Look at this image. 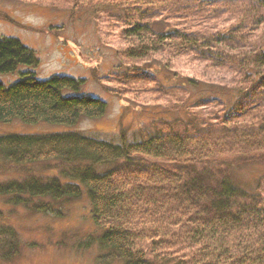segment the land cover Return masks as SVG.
<instances>
[{"label": "trees", "instance_id": "trees-1", "mask_svg": "<svg viewBox=\"0 0 264 264\" xmlns=\"http://www.w3.org/2000/svg\"><path fill=\"white\" fill-rule=\"evenodd\" d=\"M71 1L73 8L94 5L121 26L124 78L165 75L144 65L168 54L192 57L228 87L177 76L175 85L158 84L168 90L166 116L177 118L153 119L134 136L121 131L117 141L98 139L70 129L102 118L107 104L82 96L81 79H38L34 52L0 37V76L19 75L0 83V123L66 129L0 135L5 165L57 171L0 181V198L46 214L85 195L97 264H264V174L253 187L232 175L237 166L264 163V0ZM200 84L219 107L204 120L189 115L190 100L200 101L189 88ZM20 248L15 229L0 221V259L13 260Z\"/></svg>", "mask_w": 264, "mask_h": 264}, {"label": "rangeland", "instance_id": "rangeland-1", "mask_svg": "<svg viewBox=\"0 0 264 264\" xmlns=\"http://www.w3.org/2000/svg\"><path fill=\"white\" fill-rule=\"evenodd\" d=\"M92 6L73 8L71 0H0V37L17 39L34 52L38 66L33 73L38 79L56 75L81 79L84 81L82 96L107 104L102 118L83 120L70 130L117 141L121 131L134 136L135 130L153 119L177 118V112L166 116L167 105L162 93L168 90L158 84L172 86L181 77L228 87L217 81L221 77L218 73L192 57L172 58L168 54L154 57L144 65L149 70L164 68L165 75L158 74V79L131 81L124 78L125 68L117 55L126 46L120 36L121 26ZM18 76V73L0 76V83L10 85ZM189 91L200 99L196 105L192 102L194 99L190 100L191 118L204 120L219 111L217 103L210 100L213 95L208 87L195 85ZM64 130L50 124L0 123V135H46ZM27 174L49 178L57 171L47 164L15 167L0 160V181L22 180ZM263 174L264 163L251 168L237 166L232 171L236 181L252 187ZM0 213V221L15 229L21 240L17 256L11 261L0 259V264H97V246L89 240V236L95 237L97 230L92 224L85 195L80 200L58 203L46 214H33L21 206L11 207L0 198ZM86 243H90V247L85 249Z\"/></svg>", "mask_w": 264, "mask_h": 264}]
</instances>
